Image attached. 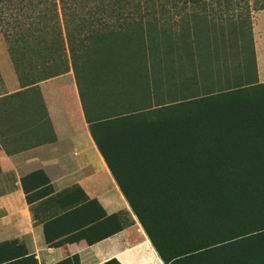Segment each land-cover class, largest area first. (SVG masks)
<instances>
[{"label": "trees", "instance_id": "16d2710c", "mask_svg": "<svg viewBox=\"0 0 264 264\" xmlns=\"http://www.w3.org/2000/svg\"><path fill=\"white\" fill-rule=\"evenodd\" d=\"M192 1L211 5L231 23L255 8L249 0ZM151 2L0 0V25L23 86L70 70V61L95 142L165 264H264V82L228 81L205 94L166 99L173 59L153 56L145 43L135 60L118 52L97 57L104 74L86 83L90 51L104 49L130 17L125 6ZM139 17L145 27L150 13L140 9ZM209 42L205 62L191 56L196 71L213 63L216 43ZM218 44L227 53L247 47L244 39L225 37ZM181 71L182 84L183 78L198 83ZM23 187L29 204L40 200L33 212L51 245H92L135 223L126 210L108 214L79 185L55 193L41 169L25 175ZM27 254L25 264H38ZM56 264H80V258ZM105 264L123 263L113 257Z\"/></svg>", "mask_w": 264, "mask_h": 264}, {"label": "crops", "instance_id": "0c3cea01", "mask_svg": "<svg viewBox=\"0 0 264 264\" xmlns=\"http://www.w3.org/2000/svg\"><path fill=\"white\" fill-rule=\"evenodd\" d=\"M257 20L264 22V11ZM13 64L8 46L0 43L5 86L0 93V264H25V249L38 264L73 255L80 264H105L113 257L123 264H165L146 232H139L141 223L95 142L73 68L23 86ZM40 169L55 193L79 185L108 214L128 210L135 223L92 245L86 240L51 245L40 213L35 218L33 212L40 200L29 204L23 187V177ZM134 227L138 250L123 241ZM126 252L128 259H121Z\"/></svg>", "mask_w": 264, "mask_h": 264}, {"label": "rangeland", "instance_id": "374dc122", "mask_svg": "<svg viewBox=\"0 0 264 264\" xmlns=\"http://www.w3.org/2000/svg\"><path fill=\"white\" fill-rule=\"evenodd\" d=\"M249 1L250 7L255 8L249 9V12L242 15L244 20H237L234 23L215 16L213 14L215 10L211 5H203L192 0H152L148 6H138L137 3L127 4L125 7L127 11H130V17L120 21L122 23L121 28H114L117 33L104 42L106 46L104 49L95 48L90 51L88 56L89 68L84 77L86 83L90 85V82L92 83L97 75L102 76L104 74V72L99 73V69L96 68L97 57H106L113 52H118L135 60L143 54L145 43L150 47L153 56L173 59L171 72L174 79L170 86H166L169 91H164L165 98H173L177 94L188 96L205 94L212 90L225 88L228 81L264 82V22L261 23L257 20V13L264 11V8H259L258 5L264 0ZM140 9L150 13L149 22L145 27L140 23ZM242 11L245 12V8ZM235 12L239 13L237 10ZM232 13L230 10L229 15ZM97 15H100L99 10ZM223 15L228 14L225 11ZM114 24L117 23L113 22L111 25ZM97 26L98 24L94 23L92 28L96 29ZM224 37L233 41L244 39L247 47L243 49L236 46L227 53L218 44V40L221 41ZM209 40L216 43L212 47L213 57L210 58L213 63L205 71H196L190 64L194 60L191 56L195 55L196 62H200V60L205 62V58L208 56L206 52L207 44L210 43ZM0 43L8 46L1 25ZM102 50H104V54H100L103 52ZM182 61L183 63H181ZM70 64L69 61V69L72 68ZM228 68H230V72H228ZM181 70H185L186 75L189 74L198 83L194 84L193 80H184L183 78L182 84ZM46 75V73H42L38 77L43 78ZM3 91H5V86L0 72V93ZM22 98L25 99V95ZM130 98L131 103L136 105L139 98L138 92L132 91ZM128 213L132 216L130 211ZM137 230L134 227L131 232L123 237V241L127 247L135 246V249L138 250L140 237H138ZM139 232L145 236V230L141 225ZM128 257V252L121 255L123 260H127ZM157 257L160 258L159 254Z\"/></svg>", "mask_w": 264, "mask_h": 264}]
</instances>
